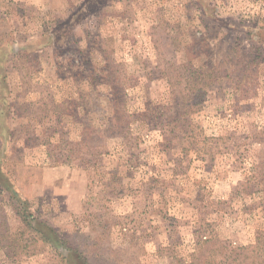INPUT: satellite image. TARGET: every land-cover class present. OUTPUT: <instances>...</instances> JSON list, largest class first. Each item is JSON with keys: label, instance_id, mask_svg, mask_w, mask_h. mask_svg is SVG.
Here are the masks:
<instances>
[{"label": "rangeland", "instance_id": "374dc122", "mask_svg": "<svg viewBox=\"0 0 264 264\" xmlns=\"http://www.w3.org/2000/svg\"><path fill=\"white\" fill-rule=\"evenodd\" d=\"M0 173V264H264V0H0Z\"/></svg>", "mask_w": 264, "mask_h": 264}, {"label": "trees", "instance_id": "16d2710c", "mask_svg": "<svg viewBox=\"0 0 264 264\" xmlns=\"http://www.w3.org/2000/svg\"><path fill=\"white\" fill-rule=\"evenodd\" d=\"M2 192H7L9 194V201H17L20 203L18 195L14 192L8 182L4 180V177L0 173V193ZM29 217L30 216L22 215V221L25 225L36 234L40 242L44 244H52L55 248L59 249L58 253L62 255V259L66 264H86V261L81 254L79 252L77 253L71 246H69L65 239L60 238L53 229ZM12 247H14L13 242Z\"/></svg>", "mask_w": 264, "mask_h": 264}]
</instances>
